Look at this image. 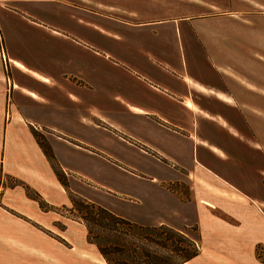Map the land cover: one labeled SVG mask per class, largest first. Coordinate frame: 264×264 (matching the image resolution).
Returning a JSON list of instances; mask_svg holds the SVG:
<instances>
[{"label":"crops","instance_id":"crops-1","mask_svg":"<svg viewBox=\"0 0 264 264\" xmlns=\"http://www.w3.org/2000/svg\"><path fill=\"white\" fill-rule=\"evenodd\" d=\"M199 1L210 7L183 13L193 1L162 0L141 16L92 0H0V264H68L69 249L51 236L65 239L66 229L53 231L52 212L27 193L52 206L69 203L32 129L55 128L40 117L56 99L92 102L115 90L118 112L143 117L136 129L154 150L121 140L147 179L136 178L135 192L115 190L90 174L99 154L52 135L70 190L142 226H195L199 253L182 264H254L255 245L264 248V143L243 132L224 141L222 129L260 134L264 126V0ZM55 3L108 21H86L72 38L46 19ZM153 116L171 117L188 134ZM212 128L218 138H210ZM147 184L155 191L139 187Z\"/></svg>","mask_w":264,"mask_h":264},{"label":"rangeland","instance_id":"rangeland-1","mask_svg":"<svg viewBox=\"0 0 264 264\" xmlns=\"http://www.w3.org/2000/svg\"><path fill=\"white\" fill-rule=\"evenodd\" d=\"M92 1L101 2L103 5L111 6L112 7L111 9H114L113 11L114 14L127 15L129 13L134 12L137 13L138 15L146 16L147 14H151L150 12H153L157 3L159 2L160 4L161 3L160 1L162 0H92ZM187 1H193L192 4L187 3L193 8L183 7L181 9V12L183 13H187L188 11H190L191 13L193 12L198 13L204 11L202 10V8H205L207 6L210 7V5H208L203 1H199V0H187ZM54 5L58 8L54 9L51 15L47 14L46 17L47 21L50 23V26L60 31L66 32L68 35H70V37L75 39L78 38L77 37L78 33H82L89 28V25L86 23V21H90L92 23L94 22L100 23L101 21H108L104 19L105 17L103 18L100 16H94L87 12L81 11L74 5H72L71 7L65 3L64 4L55 3ZM98 43L101 44L100 46L102 47V49H108L109 47V41L103 38L102 36L98 39ZM117 60L118 62H124L122 63V65L125 66L126 69L130 70L128 67H126L127 65H125L126 58L120 57ZM104 73L107 75L106 72ZM135 74L137 75V73ZM112 76L118 79L122 78V80L130 77L129 73L126 72H117V73L114 72ZM74 94L76 95L75 91ZM117 98L119 99V97L116 96V90H115L110 94V98H106V96L100 94L99 98L97 100L94 99L92 102L90 100L82 102L79 100L71 99L70 97L63 98L62 100L56 99L55 105L51 110L52 113L48 115L42 113V117H40L41 119L46 118L47 119L46 122L55 128L49 126L48 127L44 126L43 128L41 127L40 128L34 127V128L36 130L37 135L39 137H43L48 142L52 152L53 149L51 143L49 142V139L50 138L53 139L52 135L54 138L55 136L58 135L61 136V138L64 137L65 138L64 140L67 142L70 141L72 143L79 145L80 148L84 147L85 149L94 152L96 156L99 154L97 156L98 158H94L95 162L93 163V165H91L92 166L90 168L91 176L93 178H96L97 180L104 181L109 186H112V188L115 190L135 192V189L137 187L131 189L132 187L130 185H135V183L138 182L136 178L145 180L147 179L146 176L148 175L143 176L140 174V173L144 174L143 171H141L144 170V167L142 165L137 164L138 167L137 166L136 168L132 167L133 164H135V162H133L128 157L129 155H132L127 151L130 146H128L123 141L127 140L128 142L135 143L138 146L142 145L143 147H147L149 145L145 143L148 142L149 139L147 138V135H143V133H140L136 129L138 128L139 122L142 120L143 117L132 115L130 113L122 114L118 112V110L115 108V105H118L119 103ZM148 118L149 119L151 118L152 120L154 119L156 122L160 124L163 123L165 126L173 128L185 136L188 134V131L186 130L180 131L183 130V128L181 129L177 125L174 126L171 122V117L169 116L164 117L165 121L159 116H153ZM194 118L195 117L192 116L190 118V121L192 122ZM194 123L196 122L194 121ZM197 123H198V126H196L197 134H200L201 131L199 129H201V121L198 119ZM262 127L264 128L263 125ZM243 128L244 130L239 131V133H235L236 136L231 133H228L226 129H222L224 136L223 140L234 142L238 140L237 135L238 134L242 135L243 132L244 138L246 139L252 138L253 135L255 138L260 137V140L264 143L263 128H261L260 134H257L256 132L253 133L248 132L247 127L243 126ZM219 131L221 130L212 128V130L208 134L210 135V138L213 137L218 138ZM134 134H139L141 137L139 135H134ZM195 134H196V130H195ZM219 134L221 133L219 132ZM136 137L140 139L142 138L143 140H145V142L141 141L140 139L137 140ZM155 144H157V142H155ZM147 148L154 150V148H151V146ZM55 159L59 164L58 156H55ZM90 160H93V158H91ZM163 160L165 161V159ZM131 170L135 171L133 174L134 175L137 174L136 177L129 176ZM149 171L152 172L151 170ZM235 172L241 174L243 170L239 171V167H237ZM155 174H159V173L156 172ZM62 177H63V181L64 182L67 181L68 184L69 182L67 175L62 174ZM236 179L240 181L241 176L238 175ZM261 186L264 192V178L262 179ZM139 187H141V190L143 191L146 190L155 191L156 189L155 186L150 185L148 187V184L146 187H142V186ZM168 187L174 190L176 188L174 183H171L170 186ZM67 190L70 191L69 186ZM36 199L38 200V203L39 201H41L38 197V194ZM40 207L41 208L46 207V210L52 212L54 219L53 225L55 226L53 231L66 229L64 231V235L66 237L65 239H61L59 236L55 234H51V236L54 239L61 241L63 246H65L64 247L65 249L66 248L69 249L68 264H101L100 262L97 261L98 259L99 260L103 259L105 261V264H108L105 258L100 254L97 246L92 242L94 240H97L104 245L106 244L111 245L113 250L110 257L113 259V261L116 264H141L145 261L144 258L146 256L147 249L155 250L162 255L163 254L171 255L170 260H176L175 256L170 252V249L172 248L171 243L173 242L176 243L178 241V238L176 236H172L171 238L167 239L168 241L167 248H164L159 244H156V241H162V238H159V236H157L156 233H151V235L148 237H150L153 241L144 240L147 243L145 245L146 248L145 250L139 251V250H135L132 246H127L121 248L122 251L118 250L114 252V249L116 247L114 243L119 242V240L115 239V237L111 235L110 232L100 228L99 229L100 236H96L95 234H93L91 236L92 241L88 239L86 227L84 226L79 216L80 210L78 211V209L81 206L78 203L72 206V203L69 200V203L67 205L64 204L62 206L57 207L43 203V206ZM65 223L67 224V226ZM118 227L122 229V232L124 230L128 233L127 237H133L139 240L141 236L142 238H144L145 236V232H141L136 228H127L125 227V225L124 226L119 225ZM196 230H197L196 227L193 226L192 228H188L186 231H181V232L185 233L191 238H196ZM73 246H75L74 250H73ZM255 246L256 247L254 250L253 263L264 264L263 245L258 244ZM199 247L200 245H198V249L200 250ZM82 253L84 254L83 257L81 256ZM92 253H98L99 257L95 258L94 255H92Z\"/></svg>","mask_w":264,"mask_h":264},{"label":"trees","instance_id":"trees-1","mask_svg":"<svg viewBox=\"0 0 264 264\" xmlns=\"http://www.w3.org/2000/svg\"><path fill=\"white\" fill-rule=\"evenodd\" d=\"M32 133L34 137L37 140L38 145L42 149L44 155L46 156L47 160L51 164V167L56 174L58 180L60 183L64 186L68 198L72 203V206L78 203L81 207L78 209L80 210V218L86 227L88 239L91 240V236L95 234L96 236L99 235V229L102 228L103 230H106L110 232L111 235L115 237V239L119 240V242L114 243L115 244V251H122L121 248L132 246L135 250H145V245L147 244L144 240H151L150 237L151 233H156L159 238H162V241H156V244H159L160 246L167 248V239L171 238L172 236H176L178 238V241L172 244V248L170 249L171 254H173L176 258V260H170L171 255H162L159 254L155 250H146V256L144 258V262L141 264H182L186 261H189L193 259L198 253V245L195 242V240L185 233L176 230L174 228H171L166 225H158V226H142L135 222L129 221L127 219H124L120 216L115 215L108 209L90 201L86 198L72 192L71 190L68 191V184L63 181L62 174V168L57 163L55 156L51 150V147L49 146L48 142L43 138L39 137L36 133V130L33 128ZM27 193L30 196L37 197V194L30 191V189H27ZM39 205L43 206V202L39 201ZM44 208V207H43ZM119 225H125L127 228H136L137 230L141 232H145L144 238L142 236L138 239H135L133 237H127L128 233L122 229H120ZM97 231V232H96ZM140 232V233H141ZM158 232V233H157ZM166 235V236H164ZM147 236V237H146ZM92 241V240H91ZM122 241V242H121ZM98 248L100 254L105 258L108 264H114L115 262L110 257L112 254V247L110 244H102L101 242L94 240L92 241ZM116 264V263H115Z\"/></svg>","mask_w":264,"mask_h":264},{"label":"built area","instance_id":"built-area-1","mask_svg":"<svg viewBox=\"0 0 264 264\" xmlns=\"http://www.w3.org/2000/svg\"><path fill=\"white\" fill-rule=\"evenodd\" d=\"M0 51H1V50H0ZM2 52H3V51H1V54H3Z\"/></svg>","mask_w":264,"mask_h":264}]
</instances>
